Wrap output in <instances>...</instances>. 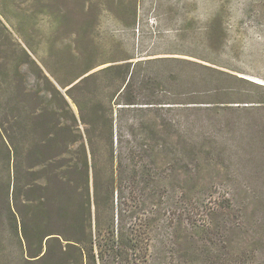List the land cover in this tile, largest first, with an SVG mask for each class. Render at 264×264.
<instances>
[{"label":"trees","instance_id":"trees-1","mask_svg":"<svg viewBox=\"0 0 264 264\" xmlns=\"http://www.w3.org/2000/svg\"><path fill=\"white\" fill-rule=\"evenodd\" d=\"M21 65L0 73V92L12 94ZM128 69L111 64L67 89L78 116L52 84L55 106L28 109L20 99L14 109L10 96L0 108V264H264L248 200L204 175L232 160L233 145L201 133L192 117L200 103L226 109L197 100L218 93L181 92L184 79L170 74L151 87L145 79L140 93L150 92L139 98ZM101 73L121 81L110 106L84 91ZM75 89L88 99L74 98ZM240 96L235 109L264 111V91ZM238 134L236 143L250 144ZM226 215L232 222L222 227Z\"/></svg>","mask_w":264,"mask_h":264},{"label":"rangeland","instance_id":"rangeland-1","mask_svg":"<svg viewBox=\"0 0 264 264\" xmlns=\"http://www.w3.org/2000/svg\"><path fill=\"white\" fill-rule=\"evenodd\" d=\"M21 49L29 59L21 57ZM4 59L11 74L17 63L22 65L12 94L0 92L1 110L10 96L14 109L20 99L28 109L55 106L52 84L78 116L67 89L121 63L134 73L139 98L150 92L140 93L145 79L151 87L158 78L169 82L170 74L184 79L181 92H217L197 100L219 101L226 109L213 112L207 110L212 103H200L202 110L192 117L201 133L233 145L232 160H223L220 172L207 169L204 175L219 177L220 190L235 194L237 201L248 200L253 239L264 238V111L235 109L234 103L241 93L264 91V0H0V73ZM120 83L101 73L83 87L91 91L90 99L106 103ZM22 87L30 90L26 100L19 96ZM84 91L71 94L84 102ZM239 132L250 137V144L248 139L236 143ZM231 222L226 215L221 226Z\"/></svg>","mask_w":264,"mask_h":264}]
</instances>
